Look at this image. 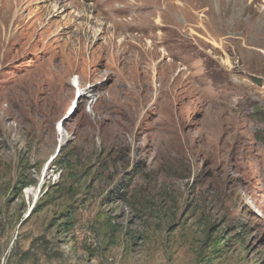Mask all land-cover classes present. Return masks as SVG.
<instances>
[{"label":"rangeland","instance_id":"rangeland-1","mask_svg":"<svg viewBox=\"0 0 264 264\" xmlns=\"http://www.w3.org/2000/svg\"><path fill=\"white\" fill-rule=\"evenodd\" d=\"M0 264H264V0H0Z\"/></svg>","mask_w":264,"mask_h":264},{"label":"bare ground","instance_id":"bare-ground-1","mask_svg":"<svg viewBox=\"0 0 264 264\" xmlns=\"http://www.w3.org/2000/svg\"><path fill=\"white\" fill-rule=\"evenodd\" d=\"M61 1H62V0H61ZM59 9H60V6H59L58 8H56V11H57L58 15L60 14V13H59V12H60ZM83 12H84V11H83ZM150 13H152V12H150ZM157 13H158V12H157ZM76 16H78V15H76ZM78 17H79V16H78ZM159 19H160V18H159ZM159 19H156L154 24H155L156 26L159 25V27H158L159 29H158V30L161 31L162 28H166V27H165V25L163 24V21H162V20H159ZM173 24L176 25V26H178V27L181 25V23H180L179 21H176V22H174ZM223 24H224V23H223ZM156 26H155V27H156ZM176 26H174V31L177 30V29H176ZM240 26H241V25H240ZM205 27H206V26H205ZM258 27H259V26H258ZM149 29H150V30H153L152 28H149ZM150 32H152V31H150ZM215 34H217V33H215ZM219 34H220V33H219ZM176 36H177V35H176ZM243 37H244V36H243ZM231 39H232V38H231ZM257 40H259V39H257ZM139 52H140V51H139ZM72 83H73V82H72ZM78 89H79V88H78ZM80 92H81V91H80ZM84 92H86V91H84ZM81 94H82V93H81Z\"/></svg>","mask_w":264,"mask_h":264}]
</instances>
